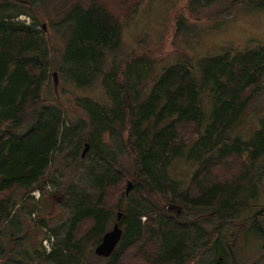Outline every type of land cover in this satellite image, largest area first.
<instances>
[{
	"label": "trees",
	"instance_id": "1",
	"mask_svg": "<svg viewBox=\"0 0 264 264\" xmlns=\"http://www.w3.org/2000/svg\"><path fill=\"white\" fill-rule=\"evenodd\" d=\"M47 1L0 0V263L13 251L8 244L16 242L13 226L24 210L12 193L30 197L43 187L56 153L85 130L80 125L68 128L64 109L45 92L51 73L64 70L51 64L45 27L51 21L55 28L65 26L63 58L79 86L89 87L93 76L103 74L111 106L91 98L77 103L88 123L78 148L88 143L89 156L94 153L97 162L87 169L94 191L75 193L66 237L50 253L40 251L45 262L83 264L87 244L98 246L122 211L123 236L114 253L103 259L105 264H193L194 247L214 252L215 264H243L234 254L236 235L230 228L242 226L241 217L252 211L247 198H238L246 191L240 183L250 180V195L259 196L264 121L248 141L232 133L243 125L249 105L264 89V41L243 50L223 48L221 54L203 58L200 77L196 62L187 58L150 81L156 65L148 54L102 70L106 50L119 49L121 30L139 3L120 19L103 0H67L57 13L62 17L54 19L41 10ZM213 1L190 0L188 8ZM239 4L250 5V0L234 1L218 15ZM254 4L264 8V0ZM22 14L32 23L17 20ZM173 26L176 35L182 33L184 11L176 13ZM108 135L120 137L133 158V174L105 149ZM234 161L240 168L232 175ZM183 166L187 172L180 175ZM174 169L176 178L171 175ZM130 176L137 196L126 193L111 210L109 193ZM215 217L218 225L201 243L207 237L203 224ZM252 222L264 236V205L256 208ZM83 226L86 231L78 237ZM247 264H264V249Z\"/></svg>",
	"mask_w": 264,
	"mask_h": 264
},
{
	"label": "rangeland",
	"instance_id": "2",
	"mask_svg": "<svg viewBox=\"0 0 264 264\" xmlns=\"http://www.w3.org/2000/svg\"><path fill=\"white\" fill-rule=\"evenodd\" d=\"M189 1L103 0L112 13L120 19L134 9L136 3H139V6L137 12L124 24L121 30L119 49L116 51L106 50L102 70L110 71L124 58L148 54L156 65L150 81L160 76L165 68L180 64L187 58L196 62V74L200 77L199 63L203 58L209 55H219L224 51L223 48L233 47L236 50H243L264 41V8L254 4L261 0H250V5H236L222 15H218V13L224 6L240 0H214L210 4L199 5L194 10L188 8ZM66 2L67 0H48L41 5V10L48 13L50 18L59 19L62 16L57 13L61 11ZM180 11H184L185 26L182 33L178 32L176 35L173 26L174 17ZM17 20L25 21L27 24L32 23L31 17L26 14L18 16ZM45 27L47 29L46 37L52 47L51 64L58 68H64L61 72L55 71L58 74L57 88L53 77L54 71L51 73L50 80L45 86L46 95L53 96L64 109L65 125L68 128L80 125V129L83 126L85 130H80L75 140L67 139L62 149L56 153L51 168L44 179L43 187L31 192L30 197L23 195L21 191L12 193L18 205L24 206V210L13 226L14 236L12 238L16 239V242L8 244V248H13V251L10 255L4 256L1 264H58L45 262L40 251L45 250L47 254L50 253L53 246L60 243L59 239L66 237L74 211L75 193L94 191L89 182L87 169L96 165L97 162L94 153L89 156L90 151L85 158L81 157L84 145L79 149L78 142L81 137H85L88 123L87 114L77 107V103L81 99L91 98L111 106L110 96L103 84V74L99 73L93 76L95 79L91 86L81 87L76 77L71 73V66L65 63L63 58L66 46L65 26L55 28L51 21H48ZM81 81L86 82L85 78H81ZM150 81H147V84H150ZM143 92L144 89L141 92L142 95ZM243 120V125L234 130L232 135L248 141L253 138L264 121V89L249 105ZM29 124L30 122L26 123L22 129L25 130ZM104 142L105 149L112 152L116 160L133 174V158L127 154L120 137L108 135L104 137ZM232 167L234 169L232 175H234L240 168V164L234 161ZM186 170L187 166H183L180 175L187 172ZM171 175L176 178L179 174L174 169ZM227 177L231 176L227 175ZM260 180L257 198L250 195L252 188L247 185L250 180L242 181L241 185L238 184L246 190L238 198H247L246 201L252 210L241 217L239 224L242 226L232 225V229L230 228V233L236 235L234 254L238 262L243 264L250 263L264 249V236L256 230L252 222L256 208L264 205V175ZM124 183V186L122 185L119 189L109 193L107 205L111 210L119 205L121 196L126 195L129 183H132L131 176L126 178ZM126 196L136 197L137 195H133L131 191ZM123 206H125V202H123ZM217 225L216 217L213 221L203 224L207 237L201 243L209 239L207 233L213 232ZM261 225L264 229V222ZM85 231L86 227L83 226L77 236H82ZM222 239L224 243H227V238L223 237ZM96 247L97 245L95 246L93 242L87 244L83 264L106 263L96 256ZM194 248L192 251L193 264H215L216 255L214 252L203 253L204 247ZM35 251H39V253L37 254Z\"/></svg>",
	"mask_w": 264,
	"mask_h": 264
},
{
	"label": "water",
	"instance_id": "3",
	"mask_svg": "<svg viewBox=\"0 0 264 264\" xmlns=\"http://www.w3.org/2000/svg\"><path fill=\"white\" fill-rule=\"evenodd\" d=\"M57 73H53V77L55 79V87L57 88ZM90 151V145L87 143L85 144L84 150L82 152V159L85 158ZM132 190V183H129L127 188V194ZM124 217V213L122 211H118L116 217V223L112 230L107 232L100 242V244L95 249V254L100 259L109 258L119 245L122 236H123V229L120 227V223L122 218ZM1 264V263H0ZM220 264V263H218Z\"/></svg>",
	"mask_w": 264,
	"mask_h": 264
}]
</instances>
